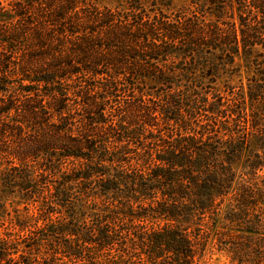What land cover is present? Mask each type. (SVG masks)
<instances>
[{"label":"trees","instance_id":"1","mask_svg":"<svg viewBox=\"0 0 264 264\" xmlns=\"http://www.w3.org/2000/svg\"><path fill=\"white\" fill-rule=\"evenodd\" d=\"M208 252L264 264V0H0V264Z\"/></svg>","mask_w":264,"mask_h":264},{"label":"rangeland","instance_id":"2","mask_svg":"<svg viewBox=\"0 0 264 264\" xmlns=\"http://www.w3.org/2000/svg\"><path fill=\"white\" fill-rule=\"evenodd\" d=\"M7 4L10 0H1ZM185 0H173L174 5L180 6L184 4ZM238 81V80H236ZM201 264H229L227 257L222 253H206Z\"/></svg>","mask_w":264,"mask_h":264}]
</instances>
